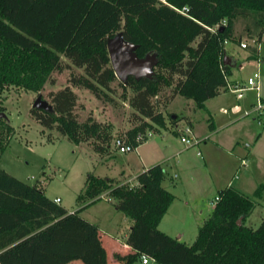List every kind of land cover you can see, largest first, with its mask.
<instances>
[{"label": "trees", "instance_id": "trees-1", "mask_svg": "<svg viewBox=\"0 0 264 264\" xmlns=\"http://www.w3.org/2000/svg\"><path fill=\"white\" fill-rule=\"evenodd\" d=\"M172 5H187V12ZM240 19L246 34L259 40L264 0H0V93L9 85L38 91L46 80L53 81V70L80 67L82 72H69L66 84L47 91L49 107L31 106L29 113L69 141H89L98 154H109L110 125L90 113L79 120L71 86L110 99L105 90L116 75L106 40L120 32L135 45L138 57L153 56L150 73L118 80L131 89L127 101L133 123L123 136L136 146L137 130L165 124L153 99L163 87L171 88V97L179 94L197 107L226 89V75L239 62L231 61L223 39L239 42L234 25ZM247 51L248 57L257 56L254 47ZM174 116L169 112L170 119ZM12 131L0 115V151ZM164 172L161 163L150 164L136 173L133 186L89 172L77 193L91 203L106 191L128 216L125 240L131 251L114 255L122 264H132L140 254L159 264H264V215L254 227L244 224L254 198L261 195L259 186L253 198L229 184L217 188L209 215L186 243L157 227L174 196L161 183ZM72 259L108 264L98 224L78 209L67 211L40 185L0 167V264H64Z\"/></svg>", "mask_w": 264, "mask_h": 264}, {"label": "rangeland", "instance_id": "rangeland-1", "mask_svg": "<svg viewBox=\"0 0 264 264\" xmlns=\"http://www.w3.org/2000/svg\"><path fill=\"white\" fill-rule=\"evenodd\" d=\"M234 30L238 40H246L257 48V58L246 59L249 45L241 48L237 41L223 43L226 50L234 52L233 57L239 62V66L231 67L227 78L238 85L244 84L246 76L257 66L258 94L264 100V33L260 40L248 36L241 19L234 25ZM62 59L67 61L64 57ZM71 71L82 72V69L71 65L60 71L53 70L50 73L53 81L46 80L38 91L9 85L0 93V111L13 127L8 144L0 151V167L23 181L40 185L51 199L59 196L57 203L67 210L78 209L82 217L95 222L107 223L110 218L111 222H116L114 228L117 232L123 234L129 218L114 208L115 200L106 191L91 203H87L86 198L77 197L86 174L90 172L113 177L116 182L131 183L136 179L134 172L142 164L161 163L165 169L161 183L173 193L172 203L180 204L185 200L189 208L177 231H172L177 218H171V212H165L161 226L168 227L166 230H171V235L183 231L180 238L190 243L198 224L211 211L210 203L213 205V202L209 203V200L214 198L217 188L229 184L252 198L253 189L261 188L260 183L264 189V112L252 110L254 89H245L239 99L224 89L206 98L204 107H197L191 99L179 94L171 97V88L165 86L153 98L157 99L165 124H152L148 137L133 149L120 152L113 146L112 138L125 135V130L133 123L127 101L131 89L119 85L121 79L117 76L110 82V89L105 90L110 99L97 97L87 88L71 86L77 95L74 107L77 118L82 120L90 113L110 125L109 154L100 155L92 148L91 142H71L54 128L42 126L29 113L35 96L39 94L49 102L47 91L66 84ZM233 103L239 108L233 110ZM169 112L174 113L173 120L169 118ZM210 121H213L211 126L208 125ZM185 123L191 128L190 134L180 132ZM182 134L190 137L193 143L185 145L179 138ZM243 143L248 146L244 147ZM241 156L244 164H240ZM259 197L254 198L244 224L254 227L264 215V198ZM75 261L82 263L80 259ZM132 264L159 263L150 256H147L146 263H142L138 256Z\"/></svg>", "mask_w": 264, "mask_h": 264}, {"label": "crops", "instance_id": "crops-1", "mask_svg": "<svg viewBox=\"0 0 264 264\" xmlns=\"http://www.w3.org/2000/svg\"><path fill=\"white\" fill-rule=\"evenodd\" d=\"M264 33V32H263ZM261 37H262V34H261V36H260V39H261ZM250 39V38H249ZM259 39V40H260ZM242 40V39H241ZM227 42H229V41H227ZM239 43V42H238ZM237 43V44H238ZM249 46H252V45H249ZM240 47V46H239ZM252 47H254V46H252ZM226 48V47H225ZM241 48H245V47H241ZM256 50H257V48L256 47H254ZM247 50V49H246ZM228 51V53L230 54V59H231V61H237V59L236 58H234L233 56H234V52H230V50L228 49L227 50ZM247 54H246V59L248 58V51L246 52ZM256 58H257V56H256ZM238 66H239V64H238ZM256 68H257V66H256ZM249 75V74H248ZM226 83H233L231 80H229L228 78H227V75H226ZM227 89V88H226ZM259 89V88H258ZM228 90V89H227ZM255 91V90H254ZM219 94V93H218ZM243 95V94H242ZM257 95L259 96V99H261V96L258 94V91H257ZM175 96V95H174ZM254 96H255V99H256V92L254 93ZM234 97H235V95H234ZM242 97V96H241ZM236 98V97H235ZM240 97H238V98H236V99H239ZM255 99H254V102H255ZM262 102H264V100H261ZM234 104H237V103H233L232 104V106H234ZM254 104V103H253ZM252 104V105H253ZM211 122V125H213V121H210ZM189 125V124H188ZM210 125V126H211ZM243 146L244 147H246V146H248V144H246V146H245V143H243ZM246 154V153H245ZM242 157V156H241ZM240 157V158H241ZM148 165H150V164H148ZM148 165H141L142 167L139 169V170H137L136 172H134L135 174H133L134 176L136 175V173L138 172V171H140V170H142V169H144L146 166H148ZM175 176V174H173V176L172 177H174ZM163 185V184H162ZM260 185H261V195H260V197L259 198H261V200L264 198V195L262 194V192H263V184L262 183H260ZM164 186V185H163ZM55 196H57V195H55ZM54 197V196H53ZM52 197V198H53ZM173 198H174V196H173ZM60 201V200H59ZM172 201H173V199L171 200V203L169 204V206L167 207V209H166V213L167 212H171V218H173V219H175V218H177L176 220H177V222H176V226H174V229L172 230V231H177L178 229H180L179 227H180V224L184 221V219H185V217H187V213H188V211L187 210H189V208H187L188 206L187 205H185V200H184V203H180V204H174V203H172ZM210 201H211V199L209 200V203H210ZM174 204V205H173ZM210 205H211V208H212V204L210 203ZM171 206V207H170ZM114 208L115 209H117L116 207H115V205H114ZM67 211H69V210H67ZM165 212L162 214V216H161V218L159 219V221H158V223H157V227L160 229V230H162V231H164V232H166V233H168V234H170L169 232L171 231V230H166V229H168V227H167V225H166V227L167 228H164L163 226H161V225H163V219H164V217H163V215L165 214ZM201 212V209H199V213ZM194 215H195V213H194ZM124 216H126V215H124ZM127 218V217H126ZM204 218V217H203ZM202 218V219H203ZM108 222L107 223H105V222H97L96 221V223L98 224V227H99V231H100V238H101V241H102V244H103V246H104V248H105V251H106V257H107V263L108 264H118L119 262H121L120 260H118L114 255H115V253H117V254H119V255H121V254H123V253H125V252H128V251H131V247H130V245L128 244V243H126V240H125V238H126V234H127V230H128V227H129V220L127 219V222H128V226H127V228H126V230H125V232L123 233V234H120V233H118L117 232V230H116V227L114 228V225L116 224V222H111L110 221V218H108V220H107ZM93 222H95V221H93ZM183 232V231H182ZM182 232H178L176 235L175 234H173L172 236H177L180 240H182L180 237H181V234H182ZM172 233H174V232H172ZM171 235V234H170ZM184 241V240H183ZM185 242V241H184ZM76 259H72V260H69L68 262H66V263H64V264H83V262L82 263H79V262H77V261H75ZM134 262V261H133ZM147 262V261H146ZM146 262H144V263H146ZM143 263V262H142Z\"/></svg>", "mask_w": 264, "mask_h": 264}, {"label": "built area", "instance_id": "built-area-1", "mask_svg": "<svg viewBox=\"0 0 264 264\" xmlns=\"http://www.w3.org/2000/svg\"><path fill=\"white\" fill-rule=\"evenodd\" d=\"M172 7L176 11H178L180 13H184V14L187 12V9H188L187 5H181V6L172 5ZM223 22H224V19H222L220 21V23H215L214 26L216 27V26H218V24H221ZM252 40L253 39H251V41ZM225 42H227V40L223 39V43H225ZM238 45L240 47H247L249 45V42H247L246 40H239ZM223 46H224V44H223ZM226 88L228 90H230L231 92H233L236 98L241 97L243 94V91L245 89H254L256 92V99H255L254 106H253L252 110L264 112V102H262L261 99H259V96L257 95V91L259 88V71H258V68H255V70H253L249 75L246 76V80H245L244 84L238 85L236 83H226ZM238 108H239L238 104H234V106H232L233 110H236ZM245 113H247V112H245ZM151 131L152 130L150 127H145L142 130H137L134 134V137H133L134 141L140 142V141L144 140L146 137H148L151 134ZM180 132L190 134L191 128L189 125H187L185 123L182 127H180ZM179 138L181 141L184 142L185 145H189V144L193 143L191 141V138L188 136H185L184 134L180 135ZM112 144L120 152H126V151L131 150L135 147L133 145V143L126 140V138L124 136H114L112 138ZM246 144L247 143H245V146H246ZM244 163H245L244 159H243V157H241L240 158V164H244ZM125 182L129 186L137 185L136 179H134V181L131 183L127 182V181H125ZM99 196H102V193H100ZM216 199H217V195L215 194L214 198L210 202L214 203V201ZM52 200L55 202H59L60 198H59V196H54L52 198ZM139 258H140V261L143 263L147 261V255H145V254H140Z\"/></svg>", "mask_w": 264, "mask_h": 264}, {"label": "water", "instance_id": "water-1", "mask_svg": "<svg viewBox=\"0 0 264 264\" xmlns=\"http://www.w3.org/2000/svg\"><path fill=\"white\" fill-rule=\"evenodd\" d=\"M134 47L133 43L123 39L120 32L106 40L110 65L119 79H124L127 74L137 77L150 73L153 56L146 54L143 57H138L134 52ZM224 62H229L227 55H224ZM32 106L47 108L50 105L37 94L32 101ZM0 115L4 116V113L0 111Z\"/></svg>", "mask_w": 264, "mask_h": 264}]
</instances>
